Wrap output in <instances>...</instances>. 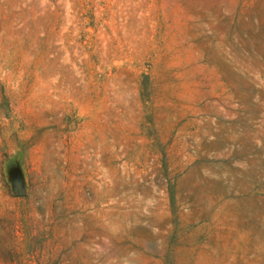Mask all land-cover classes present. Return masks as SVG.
Wrapping results in <instances>:
<instances>
[{
  "label": "rangeland",
  "instance_id": "rangeland-1",
  "mask_svg": "<svg viewBox=\"0 0 264 264\" xmlns=\"http://www.w3.org/2000/svg\"><path fill=\"white\" fill-rule=\"evenodd\" d=\"M0 264H264V0H0Z\"/></svg>",
  "mask_w": 264,
  "mask_h": 264
}]
</instances>
